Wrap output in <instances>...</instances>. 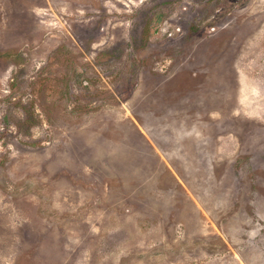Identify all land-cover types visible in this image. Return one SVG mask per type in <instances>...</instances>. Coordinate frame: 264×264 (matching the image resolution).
<instances>
[{"label":"rangeland","instance_id":"obj_1","mask_svg":"<svg viewBox=\"0 0 264 264\" xmlns=\"http://www.w3.org/2000/svg\"><path fill=\"white\" fill-rule=\"evenodd\" d=\"M0 264H264V0H0Z\"/></svg>","mask_w":264,"mask_h":264}]
</instances>
